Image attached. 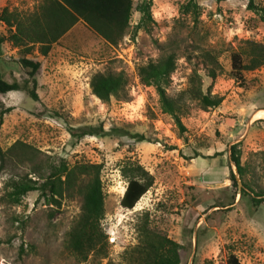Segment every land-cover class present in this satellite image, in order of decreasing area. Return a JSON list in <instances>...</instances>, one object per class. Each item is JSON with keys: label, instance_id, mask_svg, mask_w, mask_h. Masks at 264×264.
<instances>
[{"label": "rangeland", "instance_id": "1", "mask_svg": "<svg viewBox=\"0 0 264 264\" xmlns=\"http://www.w3.org/2000/svg\"><path fill=\"white\" fill-rule=\"evenodd\" d=\"M41 1L0 0V13L6 8L26 15ZM139 1L132 0L129 26L117 43L79 18L45 55L38 43L30 52L14 44L0 18L3 78L22 84L28 68L19 58L40 61L38 99L25 87L0 92V148L12 146L0 167V264H145L148 234L175 240L179 264H227L230 253L242 264H264V201L253 199L256 193L264 195V116L257 113L264 109V61L242 69L239 78L231 69L232 52L241 51L248 64L254 42L264 46V20L247 0H198L196 16L180 11L185 0H152V19L137 26ZM255 2L264 7V0ZM168 52H174L176 63L167 92L185 90L183 132L161 109L155 87L137 74L140 63ZM213 66L214 77L209 75ZM105 70L128 74L127 98L102 100L91 91V74ZM194 78L203 92L221 101L202 107L191 98L187 90ZM89 124H102L105 133L71 136L70 126ZM137 131L148 139L135 140L130 134ZM232 143L248 184L243 194L229 178L236 167L229 158ZM47 158L101 164L100 250L82 256L67 244L80 211V192L64 193L53 202L40 189L27 191L18 202L7 196L8 180L31 176L32 161ZM128 160L152 175L132 207L120 204L128 182L121 167Z\"/></svg>", "mask_w": 264, "mask_h": 264}, {"label": "trees", "instance_id": "2", "mask_svg": "<svg viewBox=\"0 0 264 264\" xmlns=\"http://www.w3.org/2000/svg\"><path fill=\"white\" fill-rule=\"evenodd\" d=\"M151 5L152 0H140L137 3L136 9L140 12L137 26H145L146 20L152 19ZM247 7L257 12L264 20V7L258 6L255 0H247ZM132 8V0H42L37 8L26 15L3 8L0 18L8 25L10 30L8 37L14 44L23 45L25 51L30 52L32 45L38 43L39 52L45 55L48 53L51 43L56 41L79 18L110 43H117L129 26ZM179 9L196 16L199 12L198 0H185L180 4ZM2 39L0 37V42ZM254 45L248 64L242 61L241 51L232 52L231 69L237 78L241 77L242 69L252 68L264 61V46L255 42ZM209 56L214 61L213 56ZM19 61L21 65L28 68V77L21 84L15 79L9 81L0 74V92L25 87L28 88L31 98L38 99L35 74L40 66V61L27 56H21ZM175 63L174 52H168L156 59L140 63L137 66V74L142 83L155 87L161 109L173 117L174 122L183 132L185 126L181 120V114L185 112L182 103L185 90L177 95H170L167 92ZM215 74V67H210L209 75L214 77ZM28 83L31 84L30 87L27 86ZM128 84L129 76L124 70L95 71L89 79L91 91L102 100H108L110 96L127 98L129 95ZM187 92L191 98L197 99L202 107L217 105L222 99L219 95L203 92L195 78ZM69 130L71 136L75 138L86 134L103 135L105 133L102 124L70 126ZM130 135L137 141L148 139L138 131ZM11 150L12 146L6 151L0 148V167L4 166L6 154L11 153ZM229 150V158L235 164L242 181L240 194H243L246 192L248 184L242 179L244 167L240 162L236 144L232 143ZM31 158L32 156H28V159ZM100 169L99 162H77L69 165L64 159L56 161L47 158L43 162L32 161L31 176L26 174L25 177L8 180L9 190L6 194L12 201L18 202L27 191L40 189L44 199L53 202L57 201L58 197L64 193L80 192L82 198L80 211L67 232V244L77 254L85 256L90 251H98L102 247L104 232L100 220L104 214V191ZM121 169L122 173L128 177V182L120 198V204L132 207L151 185L152 175L142 164L132 160L126 161ZM44 170L46 172H43ZM229 178L232 183L237 185L235 172L232 168L229 171ZM253 197L256 202L264 201V195L260 193H256ZM143 245L146 253L145 264H179L180 262L178 243L171 238L159 235L149 236L148 234V237L145 235ZM227 264L242 263L234 253H230L227 257Z\"/></svg>", "mask_w": 264, "mask_h": 264}, {"label": "water", "instance_id": "3", "mask_svg": "<svg viewBox=\"0 0 264 264\" xmlns=\"http://www.w3.org/2000/svg\"><path fill=\"white\" fill-rule=\"evenodd\" d=\"M234 172H235V176H236V180H237V189L240 192V188L242 186V181H241V179L239 177V174H238V171H237L236 167H235V171Z\"/></svg>", "mask_w": 264, "mask_h": 264}, {"label": "bare ground", "instance_id": "4", "mask_svg": "<svg viewBox=\"0 0 264 264\" xmlns=\"http://www.w3.org/2000/svg\"><path fill=\"white\" fill-rule=\"evenodd\" d=\"M257 113H259L258 115H263L264 116V109H261V110H259Z\"/></svg>", "mask_w": 264, "mask_h": 264}]
</instances>
